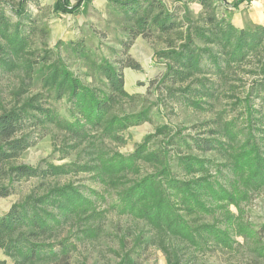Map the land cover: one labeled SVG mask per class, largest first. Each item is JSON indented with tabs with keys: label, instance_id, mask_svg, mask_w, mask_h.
I'll list each match as a JSON object with an SVG mask.
<instances>
[{
	"label": "trees",
	"instance_id": "16d2710c",
	"mask_svg": "<svg viewBox=\"0 0 264 264\" xmlns=\"http://www.w3.org/2000/svg\"><path fill=\"white\" fill-rule=\"evenodd\" d=\"M29 1L34 0H0V81L4 75L23 73V88L16 92L15 102L0 113V175L10 186L30 178L44 182L51 177L88 173L94 182L115 192L110 209L142 220L156 231L157 244L166 253L168 264L174 257L178 261L167 244L173 239L198 250L212 246L234 250L235 237H243L255 242L254 250L264 258L260 241L264 226L256 230L242 208L264 190V24L239 28L214 11L209 12L205 25L186 24L162 0H112L133 23L131 37L155 32L178 35L179 45L157 51L155 57L166 60L165 89L182 105L196 111L210 107L208 101L215 96L216 86L207 76L210 70L203 65L205 58L213 63L215 74L222 76L227 69L252 65L248 73L256 76L243 99L231 96L241 113L215 132L219 136H191L188 141L170 137L172 128L164 125L126 155L109 144H125L127 131L151 118L149 108L118 112L123 101L135 98L125 88L123 67L138 68L139 64L93 60L106 87L84 83L61 60L53 59L52 52L40 55L33 48L35 27ZM84 1L78 0L77 7ZM201 1L207 8L212 5V0ZM70 5V0H59L56 9L73 14L76 7ZM70 47L76 56L91 58L84 40L72 41ZM37 84L38 91L23 98ZM63 99L68 104L65 114L57 107ZM51 128L64 135L60 144L54 143L55 150L62 157L77 151L85 162L17 163ZM162 134L170 137L168 146L217 151L225 162L178 154L183 174L176 176L167 150L151 148L152 139ZM141 162L156 166L157 171L142 175ZM10 186L0 189V196L8 195ZM107 200L106 194L91 188L84 191L71 182L33 190L0 215V249L14 264H71V253L77 247L71 238L83 241L98 236L96 223L108 211L99 206ZM231 206L238 208V214ZM209 216L213 222H201ZM65 230L70 234L63 236Z\"/></svg>",
	"mask_w": 264,
	"mask_h": 264
},
{
	"label": "rangeland",
	"instance_id": "374dc122",
	"mask_svg": "<svg viewBox=\"0 0 264 264\" xmlns=\"http://www.w3.org/2000/svg\"><path fill=\"white\" fill-rule=\"evenodd\" d=\"M18 1V0H15ZM165 6L175 12L186 24L205 25L209 12L214 11L218 17H225L239 28L253 27L264 24V0H212L211 7L207 8L201 0H162ZM59 0L29 1L28 10L34 20L35 34L33 48L40 55L52 52L53 59H59L68 69L84 83L98 88L106 87V80L95 69L93 60L106 59L111 62L132 60L139 64L138 68L123 67L125 88L135 98L123 101L119 113H136L142 109H151V118L144 124L127 131L129 136L125 144L110 143V148L123 154H130L148 136L155 135L157 129L169 125L172 128L171 136L185 137L190 141L192 137L210 138L219 136L216 131L221 130L223 124L241 113V107L235 106V98L245 97L255 75L248 73L252 65H243L231 70L227 69L224 75L215 74L213 63L205 58L203 65L209 69L207 76L215 83V96L209 99L210 107L205 111H196L171 98L163 81L166 74L167 62L155 57L161 51L180 44L178 35H169L155 32L151 36L138 35L133 38L130 22L125 12L112 0H85L78 4V0H70V6L76 7V12L63 13L57 11ZM30 25V24H29ZM32 25V24H31ZM184 30V29H183ZM84 40L90 50L91 58L86 60L76 56L70 47L73 41ZM203 46L201 42H197ZM120 66V63H116ZM170 84V83H168ZM167 84V85H168ZM23 88V73L4 75L0 81V113L3 107H10L17 98L16 92ZM25 88V87H24ZM39 84L23 98L34 94ZM179 93L177 94V96ZM68 104L62 100L57 104L62 114L66 113ZM64 135L55 128L49 129L44 137L28 149L17 163L37 166L43 160L54 164L78 163L85 160L77 151L62 157L55 150L54 143L60 144ZM170 137L166 134L152 139L151 148H164L170 158L169 165L176 176L182 177V170L178 166V154L192 153L202 158H209L217 163L225 162L223 155L217 151L198 152L187 150L184 146H168ZM82 157V159H81ZM141 174H151L157 171L156 166L141 162ZM74 183L82 190L91 188L108 196V202L99 206L108 210L105 218L97 222L98 236L93 239L72 241L77 243L71 253V264H168L166 253L157 244L156 231L146 222L129 215H121L109 208L116 199L115 192L102 184L94 182L88 173L70 174L60 177H51L41 182L38 178L14 181L12 186L8 179L0 175V189L11 187L10 193L0 196V215L13 204L22 201L33 190L40 191L45 186L54 184ZM246 211L245 219L261 230L264 226V190L253 195L252 199L242 205ZM230 209L238 214V208ZM214 218L203 217L201 222H213ZM78 228H75V232ZM261 244H264V230H261ZM70 233L65 230L63 236ZM235 249L230 250L220 246H212L198 250L179 240L167 242L170 250L178 255L172 264H264V258L259 257L254 250L256 243L243 237H235ZM154 241V242H152ZM0 264H14L0 249Z\"/></svg>",
	"mask_w": 264,
	"mask_h": 264
}]
</instances>
